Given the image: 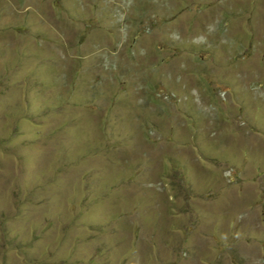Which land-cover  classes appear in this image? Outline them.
I'll use <instances>...</instances> for the list:
<instances>
[{
    "label": "rangeland",
    "instance_id": "obj_1",
    "mask_svg": "<svg viewBox=\"0 0 264 264\" xmlns=\"http://www.w3.org/2000/svg\"><path fill=\"white\" fill-rule=\"evenodd\" d=\"M0 264H264V0H0Z\"/></svg>",
    "mask_w": 264,
    "mask_h": 264
}]
</instances>
